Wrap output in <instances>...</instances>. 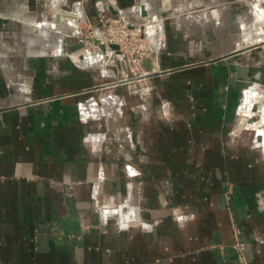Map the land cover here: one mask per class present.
Returning a JSON list of instances; mask_svg holds the SVG:
<instances>
[{
  "label": "crops",
  "instance_id": "0c3cea01",
  "mask_svg": "<svg viewBox=\"0 0 264 264\" xmlns=\"http://www.w3.org/2000/svg\"><path fill=\"white\" fill-rule=\"evenodd\" d=\"M0 4L7 6L0 11V264H241L233 225L248 264H264V144L245 132L240 109L255 85L250 71L264 74V38L255 39L264 31L248 28L246 42L212 31L209 41L203 28L191 43L168 8L159 9L169 43L150 77L139 79L120 61L118 69L110 62L107 78L92 75L76 88L48 76L35 85L23 77L25 90H15L10 5L25 15L30 49L62 27L49 0L53 12L41 24V0ZM225 15L237 22L236 13ZM96 83L104 90L90 91ZM106 93L124 97L123 114L80 122L76 103ZM100 133L98 141H108L96 150L87 136Z\"/></svg>",
  "mask_w": 264,
  "mask_h": 264
},
{
  "label": "rangeland",
  "instance_id": "374dc122",
  "mask_svg": "<svg viewBox=\"0 0 264 264\" xmlns=\"http://www.w3.org/2000/svg\"><path fill=\"white\" fill-rule=\"evenodd\" d=\"M41 1L42 6H39L41 10H38L39 7L35 10L42 16L40 24L47 21L49 17L48 0ZM237 1L240 3H236ZM146 2L149 6L148 8L146 6L149 15L142 18L140 4L122 9L119 7L118 2L115 3L112 0H61V10H57L54 16H52L53 21L56 20L57 15L60 16L61 21L58 24L59 27H62L60 28L61 32H58L55 28L48 29L42 38H37L35 45L31 49L27 44V40L30 38L29 34L26 35L29 38H24V32H26V28L24 30L25 15L20 12V6L10 5V65H14L10 69V75L14 78L15 84H20L17 85L15 90H25L23 87V84H25L23 77L29 79L28 82L35 85L37 84L35 83L37 79L48 76L53 79L57 78V81L62 80L64 89L76 88L79 86L78 84L89 81L88 79L92 78V75L100 79L107 78L105 75H108L116 67L114 65H117L116 69H118V62L120 61L126 64L127 70L137 71L138 75L141 74L142 71L144 72L140 67L143 59L152 62L158 61L160 53L168 50L169 42H167L165 32L166 20L163 19L161 12L158 11L159 9L166 12L168 8V13H166L171 17V21L174 23L177 20L182 23L181 27L184 29V32L189 34L184 38L191 43H196L199 38H203V28H207L206 35L209 41H211L210 34L212 31L216 33L213 32L219 39H233L230 36L232 33L234 34V39L238 41L243 40V42H246L244 40V28L246 29V34L249 32L247 31L248 28L256 34L258 30L264 31V0H233L232 3H229L230 1L220 2L218 0H174L172 4L171 0H168L166 2L168 4L165 3L164 5L160 0V6L155 4V0H146ZM108 4H116L115 6L119 9L120 14L112 16L106 10L103 11L102 9H105ZM143 5L145 6V4ZM6 7L0 4V11L3 12L6 10ZM79 10H82L80 18L65 17L61 13V11L76 13ZM215 10L218 16L214 13ZM227 12L236 13L237 16L233 18V20H237L236 23L228 21V16L225 17ZM222 21L225 22L228 31H220L223 24ZM159 22L163 31L161 37H156V35L149 37L147 34L148 25L155 26ZM40 24H37L36 29L32 31V34L36 37L41 36V29L37 28ZM96 30L104 31L108 39L106 44H103L106 48L102 51L105 58L97 62L95 60V62L89 61L83 65L81 61L84 60L85 53H97L98 51V47L93 43ZM58 37L60 40H56ZM257 38L259 37L256 36L255 39ZM173 39H178L179 41L178 37H173ZM45 45L49 50L45 48ZM154 48L155 52H153ZM208 55L215 56L219 54L211 53ZM29 61L32 62L35 68L28 69L25 67L24 63ZM110 62H114V65H110ZM49 86L52 88H49L47 91L49 93L53 92L54 86ZM258 86L264 85L258 84ZM93 88L90 91L96 90L99 92L103 91L105 86L102 83H96ZM259 88L257 94L259 100L254 101L252 105L246 103V93L248 91L246 90L245 94L243 93L242 95L240 103L241 121L243 124H247L243 128H247L245 132L255 134V140L257 139L256 132L258 131L248 127V119L258 117L259 108L262 107L264 87ZM125 105L124 97L118 94L106 93L99 94L96 98L90 97L89 99H85V101L77 102L76 111L80 122L86 124L90 122L106 123V120L116 119L122 115ZM249 111L252 113L251 117L248 114ZM118 133L119 130L114 135H110L111 139L112 137H114V140L119 139L116 136ZM98 135L99 137L97 138L87 136L88 142H91V144L96 143L93 144L95 145V149L102 150L103 145L108 141L107 134L105 135L104 139L106 141L104 143L98 141V139H102V134Z\"/></svg>",
  "mask_w": 264,
  "mask_h": 264
},
{
  "label": "bare ground",
  "instance_id": "6f19581e",
  "mask_svg": "<svg viewBox=\"0 0 264 264\" xmlns=\"http://www.w3.org/2000/svg\"><path fill=\"white\" fill-rule=\"evenodd\" d=\"M59 1H61V0H49V4H50V6H51V8L52 9H54L56 12H57V10H56V8H57V6H58V4H59ZM48 4V5H49ZM50 11V10H49ZM53 12V11H52ZM52 12H49V13H52ZM56 12H53L52 14H54V13H56ZM82 10H79L78 12H76L75 13V17L76 18H80L81 16H82ZM214 13H216V10H215V12ZM80 14H81V16H80ZM140 14V13H139ZM203 14V13H202ZM219 14V13H218ZM215 15V14H214ZM216 15H217V13H216ZM200 16H202V15H200ZM210 16V15H209ZM218 16V15H217ZM214 18H216V16H214ZM67 20V19H66ZM216 20V19H215ZM61 21V20H60ZM68 21H69V19H68ZM65 22V21H64ZM70 22V21H69ZM62 23V22H61ZM66 23V22H65ZM160 22H159V24L158 25H148V31H147V34H148V36L150 37L151 35H156V37L158 36L159 38L161 37V35H162V33H163V31H162V28H161V26H160ZM242 24H244V23H242ZM244 31V40H247V34H246V29L244 28L243 29ZM94 37L96 38V39H98L99 41H100V43H102V44H106V42H107V36H106V34H105V32L104 31H102V30H96L95 31V34H94ZM122 38V37H121ZM264 37H259L258 39H263ZM56 40H60V38L58 37V39H56ZM98 49V51H97V53H94V52H92V53H90L89 52V54H86L85 53V55H84V60L83 61H81L82 62V64L84 65V64H86L87 62H89V61H102V60H104V58H105V55L103 54V52H102V50H100V48L98 47L97 48ZM106 49V48H105ZM157 51V50H156ZM109 53H111L110 51H109ZM136 57V56H135ZM134 60H135V58H134ZM94 61V62H95ZM141 62V61H140ZM141 64V63H140ZM141 67V66H140ZM142 68V67H141ZM143 69V68H142ZM144 70V69H143ZM241 71H243V72H246V70H244V69H242ZM145 72V71H144ZM259 87H258V84L257 83H255V85L253 86V87H250L249 89H248V91H247V102L246 103H249L250 105H252L253 104V102L254 101H257V100H259L258 99V97H257V94H258V92H259ZM261 108H259L260 109V111H259V115H258V121H255V122H252V123H254V124H252V123H250V124H252L251 126H252V128H254V129H256L257 131H258V134L257 135H260V136H262V140L260 141V143H262V144H264V132H263V130H262V125L264 124V102H263V104H261ZM250 109H251V107H250ZM87 111V110H86ZM250 112V111H249ZM248 112V114H250V116L252 115V113L250 112L249 113Z\"/></svg>",
  "mask_w": 264,
  "mask_h": 264
},
{
  "label": "water",
  "instance_id": "95a60500",
  "mask_svg": "<svg viewBox=\"0 0 264 264\" xmlns=\"http://www.w3.org/2000/svg\"><path fill=\"white\" fill-rule=\"evenodd\" d=\"M103 11L106 10V12L110 13L112 16H118L120 14V11L119 9L113 5V4H108L105 9H102ZM149 13L148 11L146 10V7L145 6H141V16L142 18L144 17H148ZM56 23H58L60 21V16L57 15L56 16ZM93 43L95 46L99 47L102 51L105 50V47L102 43H100V41L96 38L93 39ZM156 55V54H155ZM140 66L144 69V74H139L138 75V78L139 79H145V78H148L150 77L154 72V66H153V62L150 61V60H142ZM251 75H250V81L253 83H258L260 85H264V74L262 73V75H259L261 73H255L254 71H250ZM258 76H263V79H259ZM128 80L126 81H123V82H127ZM251 84V85H252ZM264 102V101H263ZM254 107V106H253ZM255 121H258V117H253V118H249L248 119V124L252 123V122H255ZM262 127V130L264 132V124L261 126ZM257 139L259 141L262 140V136L260 135H257Z\"/></svg>",
  "mask_w": 264,
  "mask_h": 264
},
{
  "label": "built area",
  "instance_id": "2783aa9c",
  "mask_svg": "<svg viewBox=\"0 0 264 264\" xmlns=\"http://www.w3.org/2000/svg\"><path fill=\"white\" fill-rule=\"evenodd\" d=\"M233 236H234L233 248L235 249L238 255V259L240 263L248 264L247 258L245 256L246 246L240 239V231L237 228H235L234 225H233Z\"/></svg>",
  "mask_w": 264,
  "mask_h": 264
}]
</instances>
